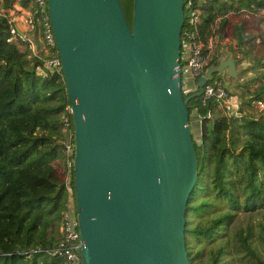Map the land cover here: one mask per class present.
Segmentation results:
<instances>
[{
    "label": "water",
    "instance_id": "water-1",
    "mask_svg": "<svg viewBox=\"0 0 264 264\" xmlns=\"http://www.w3.org/2000/svg\"><path fill=\"white\" fill-rule=\"evenodd\" d=\"M72 119L82 264H192L184 207L196 160L185 102L235 58L208 63L183 97V0H46ZM19 33L21 31L17 29Z\"/></svg>",
    "mask_w": 264,
    "mask_h": 264
},
{
    "label": "trees",
    "instance_id": "trees-1",
    "mask_svg": "<svg viewBox=\"0 0 264 264\" xmlns=\"http://www.w3.org/2000/svg\"><path fill=\"white\" fill-rule=\"evenodd\" d=\"M118 1L130 24L132 0ZM15 3L22 8L27 0H0V264H63L54 250L61 240V212L69 201L66 185L72 187L71 113L59 67L43 63L48 54L42 55L35 38L38 27L6 40L10 25L18 27L22 19ZM189 8L198 10L194 27L202 47L214 37L208 63L219 58L220 39L232 36L233 50L248 56L246 70L252 73L236 113L213 98L202 103L200 95L185 102L189 122L191 112L198 119L197 139L192 138L196 178L184 207L186 255L192 264H221L228 233L249 248L248 229L234 228V223L264 211V111H241L243 105L255 110L251 99H264V30L254 33L244 17L259 14L264 20V0H183L185 14ZM188 18L181 35L191 27ZM196 90L195 85L182 95ZM65 140L71 145L67 182L54 162L65 158ZM261 228L258 240L264 245V222Z\"/></svg>",
    "mask_w": 264,
    "mask_h": 264
},
{
    "label": "built area",
    "instance_id": "built-area-1",
    "mask_svg": "<svg viewBox=\"0 0 264 264\" xmlns=\"http://www.w3.org/2000/svg\"><path fill=\"white\" fill-rule=\"evenodd\" d=\"M16 7L20 10L19 17L22 18L21 20L27 31L32 30L35 26L39 29L38 36L41 40V47L45 53L48 54V57L43 60V63L48 67L54 69L58 68L59 59L56 50H54L55 52L53 51L55 45L47 15L46 0H27L24 7ZM185 15L189 17L188 24H190L191 27L187 28L183 32V35L180 36V47L181 45L183 46L181 54L184 60L183 65L180 67V74L182 84L185 83L184 91H187L195 89V81L208 64L211 44L207 42L206 46L203 48L202 43L196 38L194 25L198 18L197 10L189 8ZM17 29L18 27L14 24L10 25L6 40L10 41L16 39L17 36H23V33L19 34ZM221 75V73L216 74L214 77L210 75V77L206 79L200 93L201 101L203 103L206 99L213 98L218 100L228 112L236 113L238 111V104L231 101V95H229L230 91L227 89V84L224 79H222ZM249 104L254 108L257 107L255 109L261 110L264 108V99L253 98L249 101ZM68 111L70 112L69 107ZM63 124L68 125L67 117L63 118ZM68 145L71 148V145ZM66 190L69 201L65 204L61 212V224L59 226L61 240L54 251L58 250V253H60L63 258V264H82L79 253L80 239L73 203V190L72 187L68 185H66Z\"/></svg>",
    "mask_w": 264,
    "mask_h": 264
},
{
    "label": "rangeland",
    "instance_id": "rangeland-1",
    "mask_svg": "<svg viewBox=\"0 0 264 264\" xmlns=\"http://www.w3.org/2000/svg\"><path fill=\"white\" fill-rule=\"evenodd\" d=\"M123 4V3H122ZM17 4L15 3V6ZM197 10V9H196ZM125 13L129 12L127 10V8H124ZM261 11V10H260ZM259 11V12H260ZM198 12V10H197ZM232 13H228V15L230 16ZM239 16H244V15H239ZM237 16V17H239ZM259 14L257 15H245L244 17L246 18V24L248 25V28L250 30H253L254 33H256L259 29H263L264 30V20L263 19H259ZM232 19L236 18L235 16H231ZM17 23L19 26H21L20 24L22 23V20H17ZM185 28V27H184ZM38 36V34H35ZM37 36L35 37L37 42L39 43L38 40H40L39 36L37 38ZM214 38V37H213ZM213 38L210 39V41H208L210 44L213 41ZM255 40H257L255 38ZM222 44V47L225 48V52H220L221 56H225L226 54L228 55V57H231L232 54H236L235 58H237V60H239V63L235 61V69L237 70V73L234 77H229L226 76L224 74V76L221 75L222 79H224V81L227 84V89H229L230 91V95L234 96V100L235 102L240 103L243 99V97L245 96V94L242 93V88L244 83L246 82V79L248 77L251 76V72L249 70H246V68L248 69L249 66V62L247 61V57L246 55H241L240 53L236 52L233 50V44H234V38L231 37H225L223 39H220L219 41ZM41 42L39 43V47H40ZM31 46H33V44L31 43ZM38 47V48H39ZM182 45H181V50H182ZM214 49V45L213 43L211 44V53L212 50ZM220 50V48H219ZM231 50V51H230ZM256 51V52H255ZM253 50L252 54H257L259 52L258 49ZM39 52L41 53V51L39 50ZM214 53V51H213ZM45 51L43 50L42 55L44 56ZM246 56V57H245ZM218 60V59H217ZM183 61H181L182 63ZM259 67V66H258ZM258 67H256L258 69ZM255 68V69H256ZM239 69V70H238ZM264 69V67L262 66L260 70ZM264 73V71H262ZM216 74L218 73H212L211 77H214ZM260 80H264V75L260 78ZM196 82V81H195ZM258 82V81H257ZM254 83H252L251 85H253ZM256 84V83H255ZM181 89L183 90V92L185 90V83L182 84L181 82ZM240 107V105H238ZM242 111H251V112H255L257 109H252V108H248L245 107L244 105L241 107ZM257 108V107H255ZM261 108V107H260ZM258 111H264V108ZM191 120V119H190ZM189 122V120H188ZM191 131V129H190ZM193 139H197V134L195 133V130L193 131ZM67 141L65 140L64 143V157L62 159H58L55 162L56 168H57V172H58V176L60 178H65V182H67L68 178H69V174H68V170L65 171V168L67 169V156L66 154H68L69 150H70V146L68 145V143H66ZM62 155V156H63ZM64 159V160H63ZM62 162H65V166L62 165ZM65 176H63V174ZM264 222V211L263 212H259V213H255L252 215H249L247 217H245L244 219H240L237 220L234 223V228H247L248 229V236H247V244H248V250H245L244 248H242L239 244L238 241L235 237V235L233 233H228L227 235V242L223 248L222 253L220 254L219 257V261L221 262V264H264V245L263 243H261L258 238L262 235V224Z\"/></svg>",
    "mask_w": 264,
    "mask_h": 264
},
{
    "label": "crops",
    "instance_id": "crops-1",
    "mask_svg": "<svg viewBox=\"0 0 264 264\" xmlns=\"http://www.w3.org/2000/svg\"><path fill=\"white\" fill-rule=\"evenodd\" d=\"M21 20V19H20ZM21 26H19L18 25V23H17V26H18V29L21 31V30H26L25 29V26H24V23H23V21H22V23L20 24ZM37 36V35H36ZM37 38H38V36H37ZM40 38V37H39ZM39 41V43L41 42V40H38ZM38 43V42H37ZM38 43V44H39ZM221 44V43H220ZM40 48H41V44H40ZM226 50H225V48H223L222 46L220 47V52H225ZM223 57H225V56H221V54L219 55V58L218 59H221V58H223ZM226 57H228V55L226 54ZM224 76V75H223ZM231 101L232 102H234V103H237V102H235L234 101V96L233 97H231ZM239 105V104H238ZM239 107V106H238ZM241 111H242V109H241ZM261 112H263V111H261ZM190 118H191V120H190V122H189V126H190V129H191V132H193L194 130H195V133L197 134V129H198V119H197V115H196V113L195 112H191V114H190Z\"/></svg>",
    "mask_w": 264,
    "mask_h": 264
}]
</instances>
